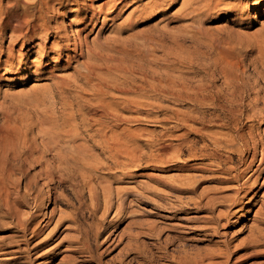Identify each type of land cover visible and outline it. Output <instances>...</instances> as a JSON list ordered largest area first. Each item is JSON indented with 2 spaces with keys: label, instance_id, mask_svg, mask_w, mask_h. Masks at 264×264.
Masks as SVG:
<instances>
[{
  "label": "rangeland",
  "instance_id": "1",
  "mask_svg": "<svg viewBox=\"0 0 264 264\" xmlns=\"http://www.w3.org/2000/svg\"><path fill=\"white\" fill-rule=\"evenodd\" d=\"M23 1L26 3L27 0ZM127 1H129L127 6L125 5L117 16L118 18L108 22L106 30H101L99 34L94 29L90 32L89 39H93L98 34L100 41L109 46V48L106 47L105 54L113 58L114 62L110 61V63L132 68L134 73L136 72L131 76L134 85L156 83L158 86L161 84L167 94H175L176 97L156 96V94L150 93L151 97L148 94L146 99H143V101H149H145L144 104L147 105L144 109L142 108L136 113L132 112L131 115L124 113L127 116H138L139 122H133L131 128H135L136 132L139 130L140 134H137L136 141H133L130 147L132 152L136 148L135 155L132 157V154L128 157L117 156L122 163L117 161V158L110 160L111 157L107 153L104 154L103 151L96 148L95 140L84 136L85 134H82L83 137L80 136V140L77 141L83 142V147H81L82 144L80 145V151L85 152L84 154L80 153V161L83 162L80 163V166L79 162H74L72 156L69 157V150L62 143L59 146L64 152L63 154L68 155L66 161H62L56 153L45 152L44 154V151L41 152L44 149L39 141L40 136L38 132L36 133V125L33 126L32 132H26L29 140L38 141L34 142L38 148L29 149L34 154L28 149L20 148L19 143L11 145L12 148H16L14 151L9 148L4 150L0 140V148H3L0 149V173H3L0 174V180L2 182V179L5 178L3 175H5L16 185V187L10 188V202L15 200L12 204L15 205V208L17 207L20 217L35 211V202L49 204V207H43L39 211L48 214L54 210L53 221L57 219V215L65 217L63 225L61 224L62 226L58 230L59 233L53 230L58 237L56 242L60 239L59 246H61L55 251L60 254L55 264H225L226 262L234 263L235 260H237L236 264H264V163L258 166L260 157L258 153L255 168L248 172L247 177H238L242 166L239 150H237L240 144L235 141L234 144L231 143L233 146L227 145L220 134L216 133L235 135L237 131H245L244 128L249 124L244 118V112L248 108L247 104H250L253 97L257 95L261 100L257 104H263L261 97H264V0H219L221 2L217 1L214 3L216 5H211L212 7L203 5L195 11L193 6L183 5V0H167V3L165 2L166 5L168 4L167 8L162 12H157L156 9L153 12L143 7L146 3L155 0ZM93 3L97 4L98 1ZM179 8L180 10H178ZM128 21L132 28H129ZM114 28L119 29L117 35L112 30ZM9 38L8 30L6 37L3 38L4 45H7ZM68 71L60 73L70 74L71 70ZM140 73H143L146 78L143 79ZM6 77L8 79L0 83V106L5 108L2 110L0 107V127L1 124L2 127L6 125L4 127L6 130L10 128L7 125H11L12 130L17 131L20 126L26 128L25 124L31 123L34 119L32 124L37 123L43 118L42 111L45 108L43 107V109L42 106L44 105L40 104V107H36L37 104H34L35 107H33L32 104H26L29 107L25 106L22 97L26 99L25 94H31V89L38 85H35L33 81L22 84L20 81H15L12 78L13 75H6ZM45 82L47 81H42L40 84ZM254 91L255 93H253ZM6 93L8 94L6 95ZM167 94L165 93V95ZM11 97H14L20 106ZM143 97L145 98V96ZM156 101H161L159 103L162 104V109H158L159 111L153 106ZM148 103H152V105ZM5 115L9 117L8 119L11 117L12 120L7 119L9 122H6ZM16 126L18 127L16 128ZM4 128H0V130L5 132ZM2 131L0 134L3 133ZM7 131L11 132L9 129ZM173 137L176 138L170 139ZM170 142L173 147L169 152L156 153V146H159L160 143ZM88 144H90L89 147ZM84 148H87V151ZM32 154L38 159L33 161L35 158ZM91 155L97 157L98 160L92 159ZM44 157H46L45 162L48 165L44 159L42 160ZM228 157H231L230 162ZM130 158L133 159L129 160ZM137 158L140 165L136 167L137 170H133V166H130L129 162L136 161ZM67 159L69 160L67 161ZM161 159L167 162L163 163ZM59 161L63 167H59ZM88 161L93 162L89 164ZM193 161L204 162L213 169L212 171H193L183 168ZM98 162L101 165H98ZM51 163L54 166L51 167ZM70 164L73 165H71L73 170ZM94 164L96 167L98 165L97 169L92 167L90 170V165ZM44 168L47 172L49 171L47 175H44V171H46ZM50 168H53V172ZM223 168L228 172H224ZM23 169L27 176L36 179L29 191L23 188L27 178ZM82 172L85 173L88 180H85ZM122 172H128L130 177L123 175ZM142 172L146 173L145 176H137ZM84 180L86 184L83 182ZM189 180L196 182L195 193H181L180 187L189 186ZM104 183H106L105 186H109V193H111L107 195L108 202L104 201L100 190ZM90 184H93L91 185L93 190L94 188L98 190H94L97 199L95 212L91 208L92 203L89 197L88 187ZM240 185H245L242 186L243 192L241 191L240 194V196L244 195L242 201L240 204L230 206L227 203H231V198L234 199L237 192L234 191ZM250 186H252L251 189ZM15 188L17 189L14 190ZM196 204L198 205L195 206ZM5 210L4 203L0 202V246L4 247L6 251H13L17 248L7 247L9 245L7 242L10 243L9 235L16 230L17 218L5 216ZM39 211H35L39 214L37 220L42 219V212ZM227 212L229 214L227 218L218 219V214ZM72 215L75 221L70 218L73 217ZM100 217H103L101 222H99ZM67 218L70 221H67ZM117 220L122 221L120 226L111 227ZM53 224L54 222L45 234L53 229ZM97 227L102 230V238L111 235L113 242L109 246L107 244L106 246L100 245L96 251L98 254L91 257L84 245L87 244L91 250H95L93 239ZM78 229H80V244L76 243ZM62 238L63 241H61ZM102 238L100 237V242ZM52 246L49 245L38 250L32 256V258L37 256L33 264L44 262L47 250L49 249L48 253L51 252ZM107 246L109 251L105 249ZM21 247L24 248V246ZM71 248L75 250L73 251ZM9 255H0L2 263L7 262L4 259H7Z\"/></svg>",
  "mask_w": 264,
  "mask_h": 264
},
{
  "label": "bare ground",
  "instance_id": "2",
  "mask_svg": "<svg viewBox=\"0 0 264 264\" xmlns=\"http://www.w3.org/2000/svg\"><path fill=\"white\" fill-rule=\"evenodd\" d=\"M96 1H98V3L94 4L93 2H96ZM166 1L167 0L151 1V3L150 2L148 4L146 3L145 6H143V7L145 9H149L150 11H153V12L155 9L157 12H162L165 8H167L166 6L168 4L166 5V3H167ZM173 1H175V0H173ZM217 1L221 2L222 0L221 1H219V0H183L182 4L187 5V6L189 5L190 7L193 6V10L195 11L199 7H201V6L203 7V5H205L206 7H209L211 5H216L214 3H216ZM127 2H129V1H127V0H101V1H99V0H29V2H28V0H27L26 3H24L23 0H0V83L4 82V80L8 79V77H6V75L7 76L13 75L12 78L15 81H20V83H22V84L27 83L29 81L35 82V85H38V87L34 86L31 89V94H25V96L27 98L23 99V97H22V100H24V101H22L21 98H20V101L25 103V106H28L26 104H29V105H31V104L36 105L37 104L36 107L37 106L40 107V104H42V105H44V106H42V108L43 107L45 108V109L43 108L44 110L42 111L43 112V118L40 119L35 124H32L35 119L31 123H28V124L26 123L25 124L26 128H23L21 126L19 128L18 126H16V128L17 127L18 128H17V131H15V130H12L11 125H9V126L7 125V127H10V128H8L9 130H11V132H10V131H7L8 129L5 130L4 127L6 125H4V127H2V124H1L0 128H4V130H5V132L0 130L3 132L2 134H0V140L3 143L4 150H5V148H9V150L12 149L14 151V149H16V148L11 147V145H14V143H19L21 145L20 148H22V149L25 148L28 150L29 149L34 150L35 147L38 148V146H36V143H34V142H38V141L29 140L28 135H27L28 133L26 134L27 131L32 132L34 130L33 126L36 125V127H35L36 133L38 132V134L40 136L39 137L40 144L42 145V147L44 149V150L40 149L41 152L44 151L43 152L44 154H45V152L56 153L57 157L59 156V158L62 161H64V160L66 161V157L68 155L66 154L67 156H65V154H63L64 152L62 151V149L59 146V144H61V143L64 147H66L69 150V152H68L69 157L72 156L74 162H77V163L79 162L78 163L79 166H80V163H83V162H81L82 160L80 161V155H81L80 153L81 152L83 154L85 153L84 151H80V145L82 144L81 147H83V142L82 141H81L82 143L80 141L77 142L78 140H80V136H82V134H85L84 136L90 138L91 140L92 139L95 140V145L97 146L96 148H99L101 151L104 152V154L107 153L109 155V157H111L110 160H113V159L116 160L117 156H121V157L127 156L128 157V155L132 154L131 155V157H132L133 155H135L134 152L136 151V148L134 147L135 149L132 152L130 147L133 144V141H136L135 138H136L137 134H140V132H138L139 131L138 130L137 131L138 133H137L134 130L135 128L132 129L131 124L133 122L138 123L140 119H138L137 115L136 116L134 115L133 116L134 118H133L132 116H130L131 113L132 112L136 113L137 111L139 112L140 109L145 108V106L147 105V104H144L145 101L146 102H149V101L148 100L143 101V99H146L148 94L150 96V93L153 95L156 94V96H161V95L162 96L163 95L168 96V95H170V97H176V95L175 94L173 95L170 93L167 94V92H165L162 89L161 84H159L158 86L156 85V83L155 84L151 83L150 85L145 84V83H142V84L138 83L137 85H134L133 84L134 80L132 81L131 76L134 75L136 72L134 73V70L132 68L123 67L121 65H116V64L110 63V61L114 62L113 58L111 56H109L108 54H105V51L107 50L106 47L109 48V46H107L108 44L106 45V43H103L102 41H100L98 34L100 33L101 30H106L105 28L108 25V22L115 20V18L122 12V9L125 7V5L128 4ZM162 6H164V8H161ZM178 10H180V8ZM134 21H136V20H134ZM128 23H129V28H130L131 27L130 22L128 21ZM133 24H132V26H133ZM114 27H115V25H114ZM126 27H128V26L126 25ZM94 29H96L98 34L95 35L93 39L90 38L91 39L90 40L89 39L90 32H92ZM8 30L10 32V38H9L7 45H4V42H3L4 39L3 38L6 37V32H8ZM112 30L117 35V33H118L117 31L119 29L114 28ZM217 45H219V44H217ZM114 46L116 47V44ZM218 48H217V51H218ZM219 51H221V50H219ZM139 62H141V61H139ZM123 65H125V64H123ZM68 70H71L70 74L60 73V72L68 71ZM220 72H221V70H220ZM224 72H225V69H224ZM140 76L143 79L146 78L143 73H140ZM42 81H47V82L40 84V82H42ZM130 85H132V86H130ZM169 85L171 86V84H169ZM165 93L167 95H165ZM253 93H255V91ZM7 94L8 93H6V95ZM143 96H145V98ZM14 97L16 98L17 101L19 100L15 94H14ZM15 98L13 101H15ZM261 98H262L263 104H257L258 101L260 100L259 95L254 96L252 102H250V104H247L248 108H247V111L244 112V118H245L246 122H248L249 124L246 126V128H244L245 131H243V130L237 131V133L235 132L236 133L235 135H224L222 132H216L217 134H220L221 138H223L225 141L224 143H227V145H230L231 143L234 144L235 141L239 142V144H240V146L237 150H239L238 153L240 155V163L242 166H241L240 171L238 170L239 171L238 177H245L246 175H248V172H250L253 168H255V163H256V160L258 157L257 156L258 153L260 154L259 155L260 157L258 159V163H259L258 166H261L264 163V97H261ZM18 102H16V103L18 106H20L18 104ZM159 102H161V101H159ZM159 102L156 101L155 104L153 103V106L156 107L157 110L162 109V107H161L162 104H160ZM260 102H261V100H260ZM148 104L152 105V103H148ZM35 105L33 107H35ZM25 106H23V107H25ZM229 106H230V104H229ZM30 107H32V106H30ZM150 108H152V107L150 106ZM3 109H5V108H2V110ZM6 109H8V108H6ZM154 110H156V109H154ZM39 111H38V114L40 113ZM229 111H230V108H229ZM231 111H233V110L231 109ZM6 113H7V110H6ZM124 113H130V115L127 116ZM229 113H231V112H229ZM8 114H9V112H8ZM7 115L4 116V118H6L5 121L6 122L8 120L11 121L12 120L11 117H10V119H8L9 117ZM229 116H228V118L231 119L232 115H231V117H229ZM135 117H137V118H135ZM139 118L142 119V117H140V116H139ZM176 119H177V117H176ZM21 124H19V125H21ZM23 125H24V123H23ZM241 126H243V125H241ZM141 130L143 131V129H141ZM32 137H34V136L32 135ZM140 137H142V136H140ZM96 138H97V140H96ZM175 138L173 137L170 139H175ZM36 140H38V138ZM88 143H90V142H88ZM62 145H61V147H62ZM85 145H84V147H85ZM89 145L90 144H88V147H89ZM133 146H135V145H133ZM156 147H157L156 153L157 152L167 153L173 147V145L171 144V142L170 143H160L159 146H156ZM92 148L93 147L91 146V149ZM0 149H3V148H0ZM32 150L31 151L29 150V151L33 152ZM81 150H83V149H81ZM84 150L87 151V148H84ZM64 151H65V149H64ZM101 151H98V152H101ZM33 154H34V152H33ZM44 154H40V155L43 156ZM94 154H95V152H94ZM20 155H22V154H20ZM42 156H40V157H42ZM91 156H93L92 159L96 158V161L98 160V158L94 157V155H91ZM104 157H106V156H104ZM33 158H35V156ZM33 158H31V159H33ZM45 158L46 157L42 158V160L44 159V162L46 161ZM89 158H88V160H89ZM138 158L136 161H132L131 163L129 162V165L133 166V170H137L136 167H138L140 165ZM37 159L35 158V159H33V161L37 160ZM132 159L133 158H130L129 160H132ZM135 159L136 158L134 157V160ZM157 159H159V158H157ZM230 159H231V157H228V161ZM68 160L69 159H67V161ZM102 160H104V159H102ZM38 161L40 162V160H38ZM62 161H61V163H62ZM117 161L120 162V160H118V158H117ZM91 162H93V161H91ZM91 162L88 161L87 163L91 164ZM125 162L126 161L124 160V163ZM162 162L166 163L167 161L162 160ZM45 163H46V165H48L47 162H45ZM120 163H122V162H120ZM59 164H60V161H59ZM74 164H76V163H74ZM97 164L99 165L100 163L98 162ZM106 164H108V163L106 162ZM0 165H1V163H0ZM52 165L53 164L51 163V167H52ZM71 165L72 164H70V166ZM95 165L96 164H94L93 166L90 165L91 166L90 170L92 167H96ZM98 165H97V167H98ZM115 165H117V164H115ZM165 165H167V164H165ZM30 166H31V164H30ZM49 166H50V163H49ZM60 166L63 167V164H60L59 167ZM82 166H84V165L82 164ZM85 166L87 167L86 164H85ZM108 166H109V164H108ZM48 167H47V169L49 170ZM97 167L95 169H97ZM53 168H50V169L52 170ZM55 168H56V166H55ZM123 168H125V167H123ZM183 168L188 169V170H193V171L194 170H211L212 171V169H213V168H210V165H208L204 162L203 163L199 162V161H193V163L186 165V167H183ZM230 168H232V167H230ZM108 169H110V168H108ZM67 170H68V168H67ZM72 170H73V167H72ZM222 170L224 172H228V171L224 170V168ZM232 170H234V169H232ZM49 171L48 172H47V170L44 171V175H47L49 173ZM80 171H81V169H80ZM52 172H53V170H52ZM4 173L7 174V172H4ZM77 174H78V171H77ZM84 174L85 173H83V175ZM145 174H146L145 172L144 173L142 172L140 174L138 173L137 176H145ZM25 175H26V171H25ZM83 175H81V176H83ZM123 175L130 177V174L128 172L123 173ZM236 175H234V176H236ZM3 176L5 178L2 177L3 178L2 182L0 180V202H1V204L4 203V205L6 207V210L4 211V215L7 217H11V218H13V217L17 218L16 228H15L16 230L14 231V233L11 232L12 234L9 235V237H10L9 239H11V240H10V243L7 242L9 244L7 247L13 246V247L17 248V250L15 249L13 251H6L4 247L0 246V255H4V254L9 255L10 254L7 259H4V260H7V262H5V263H2V261H1L2 259L0 258V264H33V262L37 258V256L34 258H32V256L35 255L38 250H40V249L42 250L43 247H46L49 245H53L52 248H50L52 251L48 253V250H49L48 249L45 261L38 263V264H55L57 258L60 255L59 253H56L55 251H57L61 246H59L60 245V243H59L60 239L58 240V242H56L58 237H56V233H54L53 230H55L57 233H59L58 230L63 225L62 222L65 221L64 220L65 217L62 215H59V216L57 215V219L55 221H53L54 220V210L50 211V213H48V214H46L45 212H42L40 210L42 212L41 213L42 215L40 214L42 216V219L37 220V216L39 215V214H37V212L39 211V209H42L43 207L44 208L49 207V204H44L42 202H37V203L35 202L34 203L35 208H36L35 211H37V212L32 210L33 212L28 213L26 216L22 215L23 217L22 216L20 217L18 215V212L16 209L17 207L15 208V205L12 204V202L13 201L15 202V200L10 202V196H11V189L10 188L14 187V186L16 187V185L13 184L12 181H10L9 177H7L5 175H3ZM85 176L86 175H84V177ZM88 176H90V175H88ZM86 177H85V180H88V178L86 179ZM53 178H54V176H53ZM181 178H183V177H181ZM35 180L31 176H27V178L24 182L25 185L23 188H25L26 191H29L31 189L30 186L32 185V183L35 184V182H36ZM85 180L83 181L84 183H85ZM233 180H234V178H233ZM254 183H255V181H254ZM100 184H102V183H100ZM105 184L106 183H104V185H102V186L100 185L101 186L100 190L104 196V201L106 202L107 201V195H109L111 193H109L110 192L109 186H105ZM195 184H196V182H194L193 180L192 181L189 180V184H188L189 186H185L183 183L184 186L180 187V192L181 193L182 192L183 193H195V191H196ZM91 185H93V184H90V187H88V189H89L88 191H89V197L91 199L90 201L92 203L91 208H93V211L95 212V210H96V202L95 201L97 199H96V194H95L94 190L95 191H98V190H96L95 188L93 190V188H91L92 187ZM242 186H245V185H240L234 191V192H236V191L237 192L235 193L236 196L233 195L234 199L231 198L232 199V200H230L231 203H227L226 202L227 200L225 201L227 204H230V206H233V205H237V204L241 203L242 198L244 196V195L240 196V194L243 192ZM252 186H250V189L252 188ZM16 189L17 188H15L14 190H16ZM25 189H24V191H25ZM38 189H39V187H38ZM250 189H249V191H250ZM16 192H18V191H16ZM16 195H18V194H16ZM143 195H142V197H143ZM140 196H141V194H140ZM36 198H40V197H36ZM119 199H121V198H119ZM42 200H43V198H42ZM40 201H41V199H40ZM219 201H221V200H219ZM68 203H70V202H68ZM109 203H110V200H109ZM98 205H99V203H98ZM197 205L198 204H196L195 206H197ZM170 206H173V205H170ZM174 207H175V205H174ZM177 207H178V205H177ZM102 211H103V208H102ZM197 212H198V210H197ZM228 215H229L228 212L227 213H220V214H218V219L219 218L222 219L225 217L227 218ZM103 216H105V215L103 214ZM70 218L75 221L74 216L70 217ZM66 220L70 221V219H68V218ZM72 220H71V222H72ZM102 220H103V217H100L99 222H101ZM53 222H54V224H53L54 226L52 227L53 229L48 231L45 234L46 230L48 228H50V226L52 225ZM99 222L98 223L96 222V223L99 224ZM121 222H122L121 220H117L114 224L111 225V227L116 228V227L120 226ZM100 226H102V225L100 224ZM99 227H97V229H96L97 231L95 232L94 239H93L95 241V250H91L90 246H88L86 243H85L86 245H84V248H86V251L89 252L91 257L94 254H98L96 251L100 245L106 246V244H107L109 246L113 242V241H111V238H112L111 235H108V236L106 235L102 238L101 235L103 233H101L102 230L99 229ZM76 228H78V227H76ZM77 232H78V238L76 239V243L80 244V229H78ZM87 237H89V235H87ZM100 237L102 238L101 242L99 241ZM63 238L61 241L64 240ZM81 238H83V237H81ZM71 240H70V242L73 241V240L72 241ZM89 240H90V238H89ZM86 242H87V240H86ZM21 246H24V248ZM78 246H80V245H78ZM108 246L105 248L106 251H109V250H107ZM71 249L73 251L75 250L74 248H71ZM76 249H77V247H76ZM77 251H79V250H77ZM31 252H33V253H31ZM11 254H13V255H11ZM83 256H84V254H83ZM228 256H230V254ZM39 257H41V256H39ZM91 257H90V259H91ZM21 259H22V261H21ZM92 260H93V258H92ZM235 262H237V260H235ZM235 262L234 263L226 262L225 264H236ZM63 263H64V261H63Z\"/></svg>",
  "mask_w": 264,
  "mask_h": 264
}]
</instances>
